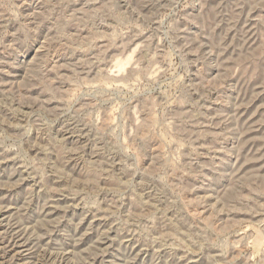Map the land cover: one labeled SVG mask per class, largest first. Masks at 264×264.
Wrapping results in <instances>:
<instances>
[{
  "label": "rangeland",
  "instance_id": "1",
  "mask_svg": "<svg viewBox=\"0 0 264 264\" xmlns=\"http://www.w3.org/2000/svg\"><path fill=\"white\" fill-rule=\"evenodd\" d=\"M0 264H264V0H0Z\"/></svg>",
  "mask_w": 264,
  "mask_h": 264
}]
</instances>
